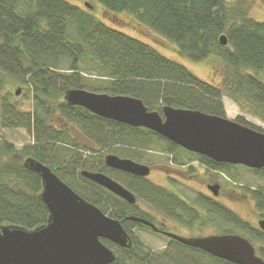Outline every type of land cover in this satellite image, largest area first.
I'll use <instances>...</instances> for the list:
<instances>
[{
	"label": "trees",
	"instance_id": "16d2710c",
	"mask_svg": "<svg viewBox=\"0 0 264 264\" xmlns=\"http://www.w3.org/2000/svg\"><path fill=\"white\" fill-rule=\"evenodd\" d=\"M94 1L103 7L104 15L115 18L127 13L137 25L175 43L184 57L206 60L211 68H215L214 60L220 62L226 68L224 78L220 85L201 79L150 43L98 18L92 13V3L93 7L86 9L69 0H0V127L25 128L33 136V142L20 149L10 142L0 144V224L33 229L48 221L49 210L40 195L42 179L23 166L27 157H35L82 197L119 219L130 233L132 248L102 239L117 253L111 264H236L169 237L168 246L160 251L141 243L133 229L152 230L130 218L157 221L139 200L186 225L204 223L203 212L217 215L231 225L223 233L240 231L251 242L263 245L264 232L213 197L200 193L192 207L189 200L148 177L109 167L102 157L105 148L131 144L139 138H157L167 143L170 153L182 147L150 129L131 127L69 105L64 96L70 88H84L140 98L149 110L161 112L163 106L170 105L224 117L223 97L227 96L241 109L260 115L264 113V80L260 76L264 72V21L255 19L246 4L235 0ZM71 24L75 35L68 32ZM223 34L228 37L227 45L220 42ZM90 55L103 71L100 77L109 80L104 89L85 86L87 76L80 64ZM15 83L28 89L31 111L23 110L11 93L1 94L4 85ZM236 120L264 131L242 115ZM73 127L93 147L81 145ZM193 154L210 170L231 174L237 166ZM83 169L114 176L135 193L137 203L130 204L83 177ZM252 170L264 176V169ZM244 189L250 191L257 210L264 212V185L258 190ZM260 251L264 252L263 248Z\"/></svg>",
	"mask_w": 264,
	"mask_h": 264
},
{
	"label": "water",
	"instance_id": "95a60500",
	"mask_svg": "<svg viewBox=\"0 0 264 264\" xmlns=\"http://www.w3.org/2000/svg\"><path fill=\"white\" fill-rule=\"evenodd\" d=\"M85 5L93 7L89 2ZM220 42L228 44L226 34L220 36ZM20 93L21 88H18L16 95ZM64 98L69 105L84 107L100 117L150 129L214 161L264 169V131L236 119L170 105L163 106L161 112L149 110L140 98L84 88H70ZM105 162L111 168L135 176L148 177L151 173L149 165L113 153L105 156ZM23 166L40 175L43 184L40 195L49 210V218L33 229L0 224V264H111L117 253L102 239L125 248L134 246L130 233L119 219L78 194L50 166L35 157H27ZM81 174L128 203H137L135 193L110 175L88 169H83ZM210 190L218 196L220 185L212 184ZM130 219L156 232L160 230L146 219L134 216ZM258 224L264 232V218ZM163 232L185 245L236 264H264V258L257 254L251 240L238 233L186 237Z\"/></svg>",
	"mask_w": 264,
	"mask_h": 264
},
{
	"label": "rangeland",
	"instance_id": "374dc122",
	"mask_svg": "<svg viewBox=\"0 0 264 264\" xmlns=\"http://www.w3.org/2000/svg\"><path fill=\"white\" fill-rule=\"evenodd\" d=\"M69 1L86 9L87 7L85 3H92L95 5L92 9V13L101 20H104L106 23L110 24L112 27H117L132 36L138 37L150 43L165 56L185 65L201 79L207 80L214 84H221L226 68L224 65H220V62L218 63L214 60L213 62L215 64V68H211V65H209L206 60L194 61L190 58L184 57L178 52L175 43L155 33L149 28L137 25L132 17L127 13H121L118 17L113 18L112 16L104 15L103 7L94 0ZM235 1L236 3L242 2L243 4H246L249 7V13L255 19L264 21V3L262 0ZM68 32L70 35L76 34L75 27L72 24L69 25ZM80 66L82 73L87 76L84 80L86 87L104 89L109 85V80H106L104 77H100L101 74H103V71H101L100 68L95 65L91 55L83 58L81 60ZM260 76L264 80V72L260 73ZM20 86L21 84L16 83L14 85L6 84L4 85L1 94L3 95L6 93H11L12 96L14 95L16 97L20 107L23 110L31 111L33 104L28 89L24 88L23 86V88H21V93L16 95V90L20 88ZM223 100L225 103L227 117L236 119L237 116L242 115L249 122L264 129V113L256 115L253 112L247 111L245 108L241 109L236 102L227 96L223 97ZM1 115L0 102V120ZM73 132L75 133L81 145L93 147L91 142L87 141L80 134L77 127H73ZM3 142L13 143L16 148L20 149L24 145L33 142V136L25 128L7 129L0 127V144ZM167 148V143L162 142L157 138L145 137L139 138L131 144H119L107 147L102 151V157L104 158L107 154L112 153L121 157L131 154V159L143 164L155 166L153 172L148 177L153 182L169 188V185H167L165 181V177H167L168 181L176 185L175 188L177 191H180L182 194H184L187 200L194 199L196 195L200 193L213 197L223 205L234 210L252 225L259 227L258 219L260 216L264 217V212L257 210L250 191L245 190L244 187L249 189H260V187L264 185V176H262V174L253 171L251 168L245 165H237L232 170L231 174L224 170H219L226 175L224 177L220 173H215L211 170L204 169V167L200 165L202 162L200 158L194 154L192 155L191 152L180 148L176 149L175 152L170 153ZM84 156H90L89 152H84ZM190 160H193V164L197 165L193 169V176H191L189 173H186L185 176L171 173L173 176L172 177L169 176L168 173L164 174L158 168H156V165L159 162L163 164H170L175 167H182L179 165H183L182 163ZM215 182H218L222 185V191L219 196H214L207 187L209 183ZM138 203L144 210L150 213V215H152L156 221L164 218L163 213L155 206L140 200ZM203 216L204 223H194L193 227H186L174 222V220L168 219V230L186 237H198L212 234H222L224 230H228L231 227L230 224L224 222L217 215L203 212ZM133 231L141 243L154 251L163 250L169 244V238L165 235L145 229H140L138 227L134 228ZM236 232L243 234L240 231ZM253 244L258 255L264 258V252L260 251V248H263L264 250V245L257 241H253Z\"/></svg>",
	"mask_w": 264,
	"mask_h": 264
},
{
	"label": "flooded vegetation",
	"instance_id": "af4514ba",
	"mask_svg": "<svg viewBox=\"0 0 264 264\" xmlns=\"http://www.w3.org/2000/svg\"><path fill=\"white\" fill-rule=\"evenodd\" d=\"M184 149V148H183ZM186 150V149H185ZM186 151H188V150H186ZM188 152H190V151H188ZM192 153V155H193V152H191ZM183 165H179V166H182V167H175V166H173V165H170V164H163V163H158L157 165H156V168H158L162 173H168V175L169 176H172V174L171 173H176V174H179V175H182V176H185V174L186 173H189L191 176H193V168H195L197 165H195V164H193V160H190V161H187V162H185V163H182ZM147 165H149L150 166V168H151V173L153 172V170H154V167L155 166H152V165H150V164H147ZM200 165H202L203 167H204V169H206V170H210L209 168L207 169L206 168V166L204 165V164H202V163H200ZM188 168V169H187ZM260 170H263V169H260ZM151 173H150V175H151ZM149 175V176H150ZM148 176V177H149ZM173 177V176H172ZM165 181H166V183H167V185H169V189H171L172 191H174L176 194H178L181 198H183L184 200H187L186 199V197H185V195L184 194H182L180 191H177V189L175 188V186L176 185H174V184H172L170 181H168V179H167V177H165ZM212 184H219L220 185V194H221V191H222V185L220 184V183H218V182H215V183H209L208 185H207V187H208V189L210 190V185H212ZM165 187V186H164ZM211 191V190H210ZM178 192V193H177ZM180 192V193H179ZM212 192V191H211ZM212 194H213V192H212ZM219 194V195H220ZM218 195V196H219ZM189 202L192 204V207H193V199H190L189 200ZM192 211H193V209H192ZM192 216H193V214H191ZM163 217L164 218H162V219H160V220H158L155 224L159 227V231L158 232H156V231H154L153 229H151L150 227V229L152 230V231H154L155 233H159V234H161V235H165L164 234V232L163 231H169L168 230V224H167V221H168V219H170V220H173V219H171V218H169L168 216H166L164 213H163ZM261 218H264L263 216H260L259 217V219H258V221L261 219ZM174 222H176V223H179L180 225H183V226H186V227H193V223H192V225H186L185 223H182L181 221H177V220H174ZM154 223V222H153ZM259 226V225H258ZM256 227V226H255ZM259 228V227H258ZM260 229V228H259ZM166 236V235H165Z\"/></svg>",
	"mask_w": 264,
	"mask_h": 264
}]
</instances>
